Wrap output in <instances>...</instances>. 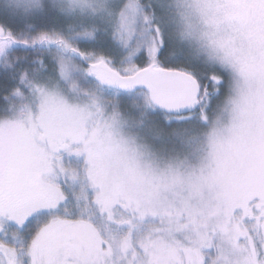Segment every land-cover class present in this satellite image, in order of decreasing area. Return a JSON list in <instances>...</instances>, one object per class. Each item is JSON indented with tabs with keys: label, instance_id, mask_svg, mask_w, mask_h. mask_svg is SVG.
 <instances>
[{
	"label": "snow or ice",
	"instance_id": "6c2138e0",
	"mask_svg": "<svg viewBox=\"0 0 264 264\" xmlns=\"http://www.w3.org/2000/svg\"><path fill=\"white\" fill-rule=\"evenodd\" d=\"M0 264H264V0H0Z\"/></svg>",
	"mask_w": 264,
	"mask_h": 264
}]
</instances>
